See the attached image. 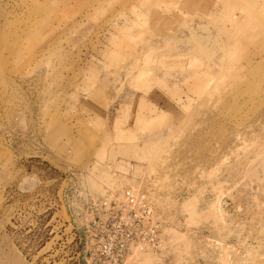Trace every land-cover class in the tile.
I'll return each mask as SVG.
<instances>
[{
    "label": "rangeland",
    "instance_id": "obj_1",
    "mask_svg": "<svg viewBox=\"0 0 264 264\" xmlns=\"http://www.w3.org/2000/svg\"><path fill=\"white\" fill-rule=\"evenodd\" d=\"M132 186L163 248L128 264H264V0H0V264H83Z\"/></svg>",
    "mask_w": 264,
    "mask_h": 264
},
{
    "label": "built area",
    "instance_id": "obj_2",
    "mask_svg": "<svg viewBox=\"0 0 264 264\" xmlns=\"http://www.w3.org/2000/svg\"><path fill=\"white\" fill-rule=\"evenodd\" d=\"M81 250L83 264H125L136 252L157 255L163 248V227L151 196L137 187L104 197H86Z\"/></svg>",
    "mask_w": 264,
    "mask_h": 264
},
{
    "label": "bare ground",
    "instance_id": "obj_3",
    "mask_svg": "<svg viewBox=\"0 0 264 264\" xmlns=\"http://www.w3.org/2000/svg\"><path fill=\"white\" fill-rule=\"evenodd\" d=\"M93 172H97L98 173V171H97V169L96 170H94ZM92 174V173H91ZM98 175H99V173H98ZM101 175V174H100ZM105 176H107V175H105ZM99 177H96V175H95V173H93V175H92V178H89L90 180H89V183H90V186L92 187V189H93V191H96V190H99V189H101L100 188V183H98V180L100 181L101 179L100 178H102L101 176H100V178L98 179ZM106 180H108V179H112L111 177H109V178H105ZM104 179V180H105ZM106 182V181H105ZM108 182H109V180H108ZM107 182V183H108ZM111 182V181H110ZM102 184H104L103 182H102ZM140 254H144V252H136L135 253V255H140ZM132 258V257H131ZM131 258H129V259H131ZM149 259V258H148ZM134 260V259H133ZM137 260V259H136ZM150 260V259H149ZM130 262V260L129 261H127L126 263L128 264ZM134 262V261H133ZM132 262V263H133ZM125 263V264H126Z\"/></svg>",
    "mask_w": 264,
    "mask_h": 264
}]
</instances>
